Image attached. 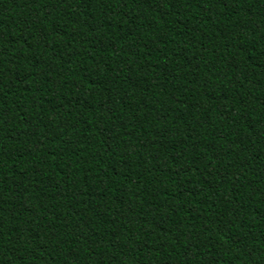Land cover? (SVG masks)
<instances>
[{
	"label": "trees",
	"instance_id": "trees-1",
	"mask_svg": "<svg viewBox=\"0 0 264 264\" xmlns=\"http://www.w3.org/2000/svg\"><path fill=\"white\" fill-rule=\"evenodd\" d=\"M0 264H264V0H0Z\"/></svg>",
	"mask_w": 264,
	"mask_h": 264
}]
</instances>
